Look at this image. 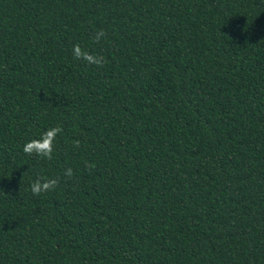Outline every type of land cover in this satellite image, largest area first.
Returning <instances> with one entry per match:
<instances>
[{
  "label": "trees",
  "instance_id": "trees-1",
  "mask_svg": "<svg viewBox=\"0 0 264 264\" xmlns=\"http://www.w3.org/2000/svg\"><path fill=\"white\" fill-rule=\"evenodd\" d=\"M0 264H264V0H0Z\"/></svg>",
  "mask_w": 264,
  "mask_h": 264
},
{
  "label": "clouds",
  "instance_id": "clouds-1",
  "mask_svg": "<svg viewBox=\"0 0 264 264\" xmlns=\"http://www.w3.org/2000/svg\"><path fill=\"white\" fill-rule=\"evenodd\" d=\"M105 30L101 29L95 33L94 40L99 42L102 38L106 37ZM73 57L77 60H83L87 64L103 67L106 60L105 57L100 54L90 53L89 51L82 49L79 44L73 45L72 47ZM63 129L60 126L51 127L46 130L39 139H32L25 143L23 151L26 154H35L38 157L51 160L53 158V151L55 147V141L58 134H61ZM74 146L79 147L80 141H74ZM86 168L92 169L95 167L94 163L85 164ZM66 177L73 176L72 168H67L64 172ZM58 185L57 179L37 178L31 185V192L33 195L39 196L42 193H46L54 190Z\"/></svg>",
  "mask_w": 264,
  "mask_h": 264
}]
</instances>
